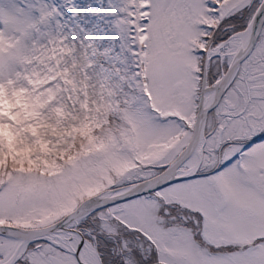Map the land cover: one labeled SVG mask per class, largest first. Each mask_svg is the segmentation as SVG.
<instances>
[{
  "label": "snow or ice",
  "instance_id": "snow-or-ice-1",
  "mask_svg": "<svg viewBox=\"0 0 264 264\" xmlns=\"http://www.w3.org/2000/svg\"><path fill=\"white\" fill-rule=\"evenodd\" d=\"M0 264H264V0H0Z\"/></svg>",
  "mask_w": 264,
  "mask_h": 264
}]
</instances>
